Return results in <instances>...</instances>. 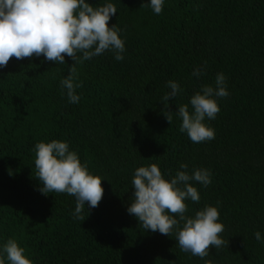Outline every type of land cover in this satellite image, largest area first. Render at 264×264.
<instances>
[{"label": "trees", "instance_id": "trees-1", "mask_svg": "<svg viewBox=\"0 0 264 264\" xmlns=\"http://www.w3.org/2000/svg\"><path fill=\"white\" fill-rule=\"evenodd\" d=\"M112 2L109 26L123 29L125 59L105 52L75 64L78 104L60 88L70 57H13L0 69V244L15 238L33 264H264L254 237L264 235V0H166L159 15L148 0ZM218 72L230 94L206 121L215 139L193 143L175 111ZM168 80L182 92L165 108ZM52 139L67 141L104 178L99 206L88 213L86 204L83 221L72 217L75 197L38 191L33 147ZM150 163L172 175L181 163L211 170L212 183L196 185L199 204L187 203L189 214L218 205L222 248L191 256L129 215L134 170Z\"/></svg>", "mask_w": 264, "mask_h": 264}, {"label": "clouds", "instance_id": "clouds-1", "mask_svg": "<svg viewBox=\"0 0 264 264\" xmlns=\"http://www.w3.org/2000/svg\"><path fill=\"white\" fill-rule=\"evenodd\" d=\"M165 2L148 0L146 4L159 15ZM117 11L112 0L96 4L89 0H0V69L13 57L19 61L43 56L45 61L55 64H65V57H70L74 63L60 81V88L69 103L78 104L81 96L77 89L83 84L75 64L105 52H111L118 62L125 59L123 29L116 23L109 26ZM192 75L200 78L204 68H195ZM166 87L169 91L162 98L165 108L170 98L175 99L182 92L176 80H168ZM229 94L227 77L218 72L214 84L202 85L189 103L177 106L175 115L182 120L179 131L193 143L215 139V129L206 121L216 118L220 112L219 99ZM171 113L165 112L170 125ZM33 152L38 191L44 195L62 193L75 197L72 217L78 221L85 219L86 204L88 213L99 206L104 178L91 172L88 163L81 161L67 141H38ZM212 175L205 167L189 170L186 163H181L174 175L162 173L157 163L139 166L131 180L134 191L127 212L137 218L143 230L174 237L181 251L204 259L210 254V246L218 250L225 244L219 208L206 204L189 214L187 202L199 204L201 196L196 185L209 186ZM254 237L264 244V235L259 230ZM0 264H33V261L15 238H8L0 244Z\"/></svg>", "mask_w": 264, "mask_h": 264}]
</instances>
